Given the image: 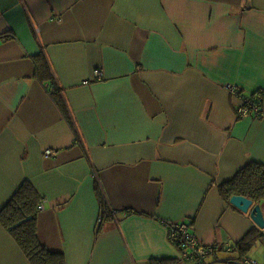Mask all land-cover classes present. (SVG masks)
Wrapping results in <instances>:
<instances>
[{
  "label": "crops",
  "instance_id": "obj_1",
  "mask_svg": "<svg viewBox=\"0 0 264 264\" xmlns=\"http://www.w3.org/2000/svg\"><path fill=\"white\" fill-rule=\"evenodd\" d=\"M229 88L264 94V0H0V211L28 181L66 264H194L170 222L251 259L218 185L264 163V116ZM0 264H30L1 224Z\"/></svg>",
  "mask_w": 264,
  "mask_h": 264
},
{
  "label": "trees",
  "instance_id": "obj_2",
  "mask_svg": "<svg viewBox=\"0 0 264 264\" xmlns=\"http://www.w3.org/2000/svg\"><path fill=\"white\" fill-rule=\"evenodd\" d=\"M257 93L248 98L249 101L264 102L262 97L256 99ZM244 101H242L243 103ZM262 105V104H261ZM249 107V115L245 118L262 119L264 113L259 116ZM237 111V110H236ZM221 198L233 210L243 214L230 204L234 195H240L251 199L255 204L264 202V163H250L241 169L232 180L218 185ZM40 198L28 181L23 182L15 191L8 203L0 211V224L13 236L18 246L23 251L30 264H66L63 255L50 252L39 240L37 219ZM264 240V234L258 228L253 227L247 235L237 243V247L245 255L259 241ZM189 262V261H187ZM160 264V263H155ZM162 264V263H161Z\"/></svg>",
  "mask_w": 264,
  "mask_h": 264
},
{
  "label": "built area",
  "instance_id": "obj_3",
  "mask_svg": "<svg viewBox=\"0 0 264 264\" xmlns=\"http://www.w3.org/2000/svg\"><path fill=\"white\" fill-rule=\"evenodd\" d=\"M94 77L102 80L103 73L100 70L94 71ZM245 105L243 114L248 116L250 109L246 104L252 107L253 112L260 115V107L256 101H249L248 99L243 100ZM55 154L53 150H47L45 155L51 157ZM38 210L43 211L44 205L38 206ZM168 239L170 243L176 247L180 253V257L183 261L194 262V264H210L209 257L218 251V248L211 245L203 244L197 233L196 226L187 222H170L167 224ZM232 247L228 245L227 249L230 250ZM242 264H258L252 262L248 258H244Z\"/></svg>",
  "mask_w": 264,
  "mask_h": 264
},
{
  "label": "rangeland",
  "instance_id": "obj_4",
  "mask_svg": "<svg viewBox=\"0 0 264 264\" xmlns=\"http://www.w3.org/2000/svg\"><path fill=\"white\" fill-rule=\"evenodd\" d=\"M230 89V88H229ZM231 90V93H233V94H235V96L239 99V104L237 105V107H236V117H237V119H240V118H245V117H247V116H245L242 112H243V109H244V107H245V105L242 103V101H241V98H240V96H239V94L237 93V91H235L233 88H231L230 89ZM259 93H261V94H258L257 95V97H256V99L258 98V97H262L263 99H264V94H263V92H259ZM244 99H248V98H244ZM257 102V101H256ZM258 103V102H257ZM262 104V105H261ZM258 105H259V107H260V115L261 114H263V103H258ZM259 115V116H260ZM252 118V117H251ZM256 119H259V117L257 116V118ZM262 230H264V229H262ZM263 243V244H262ZM236 247H237V244H236ZM239 249H238V247H237V253H239V251H238ZM223 255V254H222ZM227 255V254H226ZM224 257H225V255H224ZM227 257H228V255H227ZM248 257L249 258H251L250 260L251 261H256L257 259H258V261L257 262H259L260 264H261V258H263L264 257V242H262V241H259L249 252H248ZM244 258H246V257H244ZM243 258V259H244ZM257 258V259H256ZM239 259H240V256H235V258H234V261L232 262V263H235V264H237L238 263V261H239ZM243 259H241L240 261H239V263L240 264H242V261H243ZM263 261H264V259H263ZM225 264V263H224ZM227 264V263H226Z\"/></svg>",
  "mask_w": 264,
  "mask_h": 264
},
{
  "label": "water",
  "instance_id": "obj_5",
  "mask_svg": "<svg viewBox=\"0 0 264 264\" xmlns=\"http://www.w3.org/2000/svg\"><path fill=\"white\" fill-rule=\"evenodd\" d=\"M230 204L244 214L250 215L251 220L259 229H264V214L260 205L244 196L234 195L230 199Z\"/></svg>",
  "mask_w": 264,
  "mask_h": 264
}]
</instances>
